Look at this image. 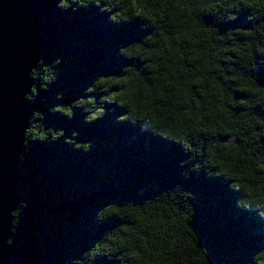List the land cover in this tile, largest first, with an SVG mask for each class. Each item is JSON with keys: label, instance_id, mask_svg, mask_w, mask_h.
Segmentation results:
<instances>
[{"label": "clouds", "instance_id": "9594fccd", "mask_svg": "<svg viewBox=\"0 0 264 264\" xmlns=\"http://www.w3.org/2000/svg\"><path fill=\"white\" fill-rule=\"evenodd\" d=\"M56 6L73 12L93 6L116 24L139 20L145 34L118 49L131 63L98 74L83 95L48 111L72 118L74 108H81L85 123H91L115 111L106 104L125 109L116 123H139L141 132L190 153L180 161L182 168L190 165L181 176L199 175L203 168L209 178L222 177L238 194L236 207L264 220V84L258 71L264 66V0H56ZM241 12L251 26L221 30V23L239 19ZM61 60L48 64L41 57L30 77L48 90L63 71L57 67ZM37 92L33 84L25 98L35 101ZM63 95L58 92L56 98ZM44 118L33 110L25 145L63 136L76 149H91L92 141L75 139L77 131L66 136L64 129L46 127ZM194 199L177 183L143 200L107 203L96 212V221L115 217L120 222L63 264H96L98 256L119 264H217L193 227ZM26 204L20 201L11 212L13 232ZM250 264H264V246L251 255Z\"/></svg>", "mask_w": 264, "mask_h": 264}, {"label": "trees", "instance_id": "16d2710c", "mask_svg": "<svg viewBox=\"0 0 264 264\" xmlns=\"http://www.w3.org/2000/svg\"><path fill=\"white\" fill-rule=\"evenodd\" d=\"M45 1L40 58L51 64L61 57L57 67L63 71L48 90L41 89L40 81L34 79L38 92L35 101L29 100L31 116L39 109L45 114L42 123L46 127L64 129L66 136L77 131L75 139L90 140L92 146L87 152L76 149L63 136L55 141L29 140L23 145L18 206L22 200L27 204L11 237V263L63 264L120 222L115 217L96 221V212L105 204L143 200L179 183L195 195L190 201L194 206L192 223L209 258L217 264H250L251 255L264 246V220L253 211L236 207L238 194L222 177L209 178L203 168L199 175L193 171L188 178L181 176L190 167L180 166L190 155L181 145L150 131L141 132L139 123H116L115 117L125 109L115 104L105 105L106 109L115 108L114 112L107 111L91 123H85L87 113L81 108H74L72 118L48 111L83 95V89L98 74L118 72L123 64L131 63L118 55V49L140 39L145 31L139 20L109 22V13H99L93 6L73 12L58 8L56 0ZM246 15L241 12L239 19L221 23V30L251 26ZM205 19L213 22L212 17ZM258 71L264 84V66ZM58 92L64 94L60 99L56 98ZM96 264L119 262L98 256Z\"/></svg>", "mask_w": 264, "mask_h": 264}, {"label": "water", "instance_id": "95a60500", "mask_svg": "<svg viewBox=\"0 0 264 264\" xmlns=\"http://www.w3.org/2000/svg\"><path fill=\"white\" fill-rule=\"evenodd\" d=\"M45 6V0H0V264H12L11 212L20 200L18 170L31 117L25 93L40 58Z\"/></svg>", "mask_w": 264, "mask_h": 264}]
</instances>
